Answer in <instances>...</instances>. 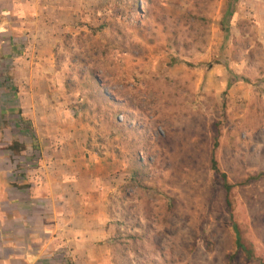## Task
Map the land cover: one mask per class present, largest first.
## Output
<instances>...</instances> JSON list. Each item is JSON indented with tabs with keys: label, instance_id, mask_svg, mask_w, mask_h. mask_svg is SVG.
<instances>
[{
	"label": "rangeland",
	"instance_id": "obj_1",
	"mask_svg": "<svg viewBox=\"0 0 264 264\" xmlns=\"http://www.w3.org/2000/svg\"><path fill=\"white\" fill-rule=\"evenodd\" d=\"M76 1L54 49L59 121L35 135L28 119L26 137L80 123L109 174L116 264H263L264 0ZM22 156L25 174L43 153Z\"/></svg>",
	"mask_w": 264,
	"mask_h": 264
},
{
	"label": "crops",
	"instance_id": "obj_2",
	"mask_svg": "<svg viewBox=\"0 0 264 264\" xmlns=\"http://www.w3.org/2000/svg\"><path fill=\"white\" fill-rule=\"evenodd\" d=\"M77 10L76 0H0V264H116L109 174L102 159L74 142L80 123L70 120L69 132L53 128L43 144L26 137V120L36 135L41 121L55 127L59 119L65 89L53 60L57 28L63 14ZM13 142L25 151L13 153ZM31 150L43 158L23 174L24 163L11 155Z\"/></svg>",
	"mask_w": 264,
	"mask_h": 264
},
{
	"label": "trees",
	"instance_id": "obj_3",
	"mask_svg": "<svg viewBox=\"0 0 264 264\" xmlns=\"http://www.w3.org/2000/svg\"><path fill=\"white\" fill-rule=\"evenodd\" d=\"M94 81L96 82L97 85H99V82L97 79L94 78ZM67 90L68 89V85L66 86ZM9 149L15 153V154H21L22 152L25 151V147L23 145H20L18 142H13L10 146H9ZM213 168L215 170H217L216 168V161L213 159ZM261 177H264V174H261L258 176V178H261ZM221 179L224 183V187L227 189V191H229V187L227 185V180H226V176L225 175H221ZM234 228H235V231H236V234H237V238H236V244H237V247L239 249H242L244 252H246L249 257H252V253L249 252V250L242 244L241 242V237L236 229V226L234 225ZM264 264V263H263Z\"/></svg>",
	"mask_w": 264,
	"mask_h": 264
}]
</instances>
